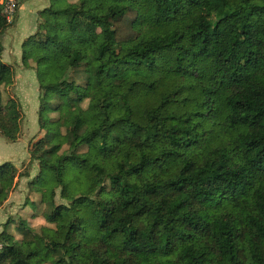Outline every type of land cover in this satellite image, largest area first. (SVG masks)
<instances>
[{
    "label": "trees",
    "instance_id": "obj_1",
    "mask_svg": "<svg viewBox=\"0 0 264 264\" xmlns=\"http://www.w3.org/2000/svg\"><path fill=\"white\" fill-rule=\"evenodd\" d=\"M49 2L21 63L44 131L27 187L52 226L3 229L0 264H264V0ZM22 118L0 89V136ZM14 177L0 164V205Z\"/></svg>",
    "mask_w": 264,
    "mask_h": 264
},
{
    "label": "rangeland",
    "instance_id": "obj_2",
    "mask_svg": "<svg viewBox=\"0 0 264 264\" xmlns=\"http://www.w3.org/2000/svg\"><path fill=\"white\" fill-rule=\"evenodd\" d=\"M15 3L19 6L14 11ZM49 0H5L4 12L9 26L0 34V53L4 62L10 63L13 68V79L8 85H0L3 101L13 97L21 105L23 118L21 134L14 142L6 141L0 136V164L9 161L15 167L14 187L10 190L6 200L0 205V232L6 229L11 233L16 243L20 242V235L15 229V222L24 219L28 225L39 230L41 226H52L45 221L42 215L43 205L35 208L32 202L39 201V194L27 187L37 170L38 162L31 158L30 145L44 133L40 131L37 122L38 87L33 69L21 63V43L29 35L36 32L41 22L39 11L49 5ZM97 141L91 142V153L94 161L100 162L99 155L94 151ZM28 175H25L27 174ZM75 175L81 178L83 171L75 170ZM57 204L64 203L60 198L59 190L55 197ZM9 218L13 221L8 223ZM7 224V225H6Z\"/></svg>",
    "mask_w": 264,
    "mask_h": 264
},
{
    "label": "built area",
    "instance_id": "obj_3",
    "mask_svg": "<svg viewBox=\"0 0 264 264\" xmlns=\"http://www.w3.org/2000/svg\"><path fill=\"white\" fill-rule=\"evenodd\" d=\"M1 248H2V242H0V250H1Z\"/></svg>",
    "mask_w": 264,
    "mask_h": 264
}]
</instances>
